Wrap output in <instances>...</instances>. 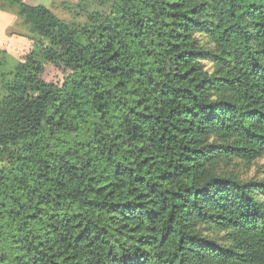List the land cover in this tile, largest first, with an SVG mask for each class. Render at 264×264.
Returning <instances> with one entry per match:
<instances>
[{
    "label": "trees",
    "instance_id": "trees-1",
    "mask_svg": "<svg viewBox=\"0 0 264 264\" xmlns=\"http://www.w3.org/2000/svg\"><path fill=\"white\" fill-rule=\"evenodd\" d=\"M82 1L0 0V264H264V0Z\"/></svg>",
    "mask_w": 264,
    "mask_h": 264
},
{
    "label": "rangeland",
    "instance_id": "rangeland-1",
    "mask_svg": "<svg viewBox=\"0 0 264 264\" xmlns=\"http://www.w3.org/2000/svg\"><path fill=\"white\" fill-rule=\"evenodd\" d=\"M22 3L43 6L68 23L83 21L84 14L79 11L85 5L82 0H22ZM31 37L16 8L5 2L0 3V58L5 54L14 61L23 62L35 44ZM53 75V72H46L45 79H52ZM223 165L227 171L240 173L241 179L254 177L264 180V156L250 165L238 160H232L229 164L223 163L222 167Z\"/></svg>",
    "mask_w": 264,
    "mask_h": 264
}]
</instances>
